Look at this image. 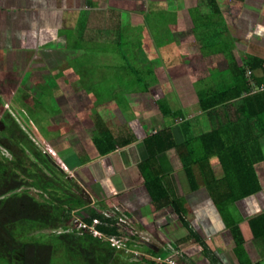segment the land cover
Listing matches in <instances>:
<instances>
[{"label": "crops", "instance_id": "obj_1", "mask_svg": "<svg viewBox=\"0 0 264 264\" xmlns=\"http://www.w3.org/2000/svg\"><path fill=\"white\" fill-rule=\"evenodd\" d=\"M218 1L215 21L227 27L222 37L229 50L205 55L194 34L202 18L200 0H0V109L26 132L22 122L31 126L42 148L69 168L91 203L81 215L124 217L145 234H165L183 245V264H242L231 231L237 226L244 262L264 264V236H255L250 224L264 214V162L255 166L262 189L221 209L206 188L191 190L175 150L158 155L166 182L185 200V215L173 206L157 210L140 170L150 158L149 138L168 129L181 138V125L197 118L203 126L198 86L214 72L229 71V51L239 65L244 55L264 59V44L258 38L253 51L249 39L263 4ZM255 33L264 40V26ZM179 46L190 58H182ZM95 67L132 76L126 81ZM254 73L263 74L261 68ZM261 146L264 152V137ZM215 162L220 179L223 168Z\"/></svg>", "mask_w": 264, "mask_h": 264}, {"label": "trees", "instance_id": "obj_2", "mask_svg": "<svg viewBox=\"0 0 264 264\" xmlns=\"http://www.w3.org/2000/svg\"><path fill=\"white\" fill-rule=\"evenodd\" d=\"M200 6L201 23L195 26L194 34L202 53L210 54L205 50L207 46L216 48V53L227 52V39L222 37L227 27L222 21H215V17L221 15L219 1L200 0ZM226 59L229 71L212 73L211 78L214 77L217 84L215 89L205 94L200 92V103L210 119V127L195 129L190 121H185L181 125V138L174 129H168L146 141L150 158L140 165V170L157 210L173 206L178 214L187 213L185 200L179 199L171 184L166 182L157 161L158 155L169 150L177 152L191 190L206 188L218 208L241 201L262 189L255 166L264 162L261 146L264 137V59L244 55L243 65H239L232 51L227 53ZM259 68L263 74H252L253 81L248 79L246 70L254 72ZM9 121L10 125H0V134L3 135L0 168L5 169L0 176V264H15L12 253L21 245L25 258L18 264H55V246L52 244L55 240L65 243L64 257L73 264H84L82 259L92 264L96 251L107 256L109 247L102 246L101 239L90 231L78 230L79 220L92 225L99 219L102 223L98 229L110 237L128 235L127 232L119 231L114 216L107 218L97 211L78 218L81 210L91 207L81 186L46 148H42L43 144L39 143V136L31 126L22 122L28 130L26 132L12 116ZM214 157L223 168L220 179L215 176L211 164ZM43 208L48 209L47 217ZM58 210L61 212H56ZM55 213H58L56 217ZM54 218L57 228L51 234L23 238L14 229L17 223L44 222L50 226ZM250 224L255 236H264V214L250 220ZM184 226L190 230L188 223ZM231 231L238 257L242 264H246L243 260L244 240L239 228L231 227ZM190 237L201 243L207 258L213 262L216 260L207 252V245L192 231ZM129 263L160 264L149 257Z\"/></svg>", "mask_w": 264, "mask_h": 264}, {"label": "rangeland", "instance_id": "obj_3", "mask_svg": "<svg viewBox=\"0 0 264 264\" xmlns=\"http://www.w3.org/2000/svg\"><path fill=\"white\" fill-rule=\"evenodd\" d=\"M224 1H226V0H223V2ZM255 1L256 2L253 5L259 7L261 4H263V10H264V0H255ZM259 1H260L261 4L259 3ZM199 11H202V9H199ZM257 11L258 12H257L256 18L258 17V19L255 20V21H257V24L256 25H253V28H254L253 29V33H252L251 37L249 38L251 40V42H253L252 43V46H251V49L254 48V43L255 42H258L259 40H260V42H262V44H261L262 47H263V44H264L263 38L261 36H259V34H256L255 33V32H258V29H260L261 27L264 26V15H262V13H261L262 11H259V10H257ZM260 18H262V19H260ZM242 32L243 31H241V28H240L238 30V33L241 35ZM258 38H259V40H258ZM244 39H246V37H244ZM205 48H206L205 50L206 51H209L210 54L216 53V51H217L216 48H213L211 46L210 47L207 46ZM178 51H180V53L182 55V58L184 60L187 59V58H190L187 54H185L186 53L185 52L186 51L185 46H182V47L179 46L178 47ZM245 51L247 52L248 49L245 48ZM253 51H255V50L253 49ZM177 56H179V55H177ZM141 61H143V60H141ZM223 65H224V62L221 64V66L223 67ZM140 67H141V70H145V68H147V65L143 62V63L140 64ZM222 67H221V69H222ZM95 71H96V73H101V74L103 73V74H106V75H108V73H109V75H111V76L112 75L115 76V74H116V75H118L119 78L120 77L121 78L124 77L126 81H130V79H131V77H129L127 75L129 72H126L125 73V71L124 72H120V71H116V70L112 71V69H108V68L101 70V69H98L96 67H95ZM245 73H246L248 79H250L251 81H253L252 80V74H255V73L251 69H247ZM216 74H218V73H216ZM130 75L132 76V74H130ZM214 80H215L214 77H212L211 79L208 78L203 83H201L200 84V87L198 86V92H199V94H200V92H202L203 94H205L206 92H209L210 90L215 89V86L217 84H216V82ZM107 81H108V79L105 80L106 83H107ZM109 93H111V92L109 91ZM172 107H174V104H172ZM9 114L10 113H8L7 110H5L3 112L2 109H0V125H2V123H6V125H10V121L9 120H10V117L12 115H9ZM12 117L15 118L14 116H12ZM197 119H195L194 121L192 120V124H193L194 127L199 126V122H198ZM200 121H202V120H200ZM203 121H204L203 122L204 123L203 124V127L209 128L210 127V119L208 117H205V119ZM2 141H3V135L0 134V144L2 143ZM1 152H5V151L3 149H1ZM6 153L7 152H5V154ZM214 159L215 160H213V159L211 160L212 161V165H213L214 161H216L215 163H217V161H219L217 158H214ZM61 166H62V164H61ZM219 170H220V168H218V171ZM4 172H5V169L0 168V176L3 175ZM35 194L36 193H34V195ZM85 200H88V199L85 197ZM56 212L59 213L61 211L58 210ZM43 213H44L45 217H47L48 216V209L47 208H43ZM57 214L55 213V217L57 216ZM78 218H84V215L83 214L81 215L80 213H78ZM55 220L56 219L54 218V220L52 221V224L50 226H47L44 222L38 223V224H36V223H17L16 225H14V229H15L16 233L19 236L23 237V238H25V237H27V238L28 237H32V235L33 236H39L41 233L51 234V233H53L52 230H54V228H57V223L56 222L54 223ZM81 230L82 231H85V229H82V228H81ZM57 231H58V229H57ZM76 232H79V231H76ZM85 232H87V231H85ZM94 237H96V236L94 235ZM145 237H147L148 239H150V242H148V241H142L141 240L139 242L141 244L140 247L134 249L133 246H130V248L132 250L134 249V250L146 251V254L150 255L149 258L155 259L160 264H164L162 262V260L165 262V264H167L166 263L167 261H169V262L172 261L173 257H171L170 255H173L174 256V254H175V257L174 258H175V260H178V263L179 264H183L182 261L183 262H188L187 261L188 258L186 256L185 257L187 259H185L182 256L179 257L178 256L179 254H176L175 252H173L172 248L170 247V246H173L174 248H176V251H180L182 253V251H183V248H182L183 245H181L177 241H169L168 240L169 237L166 236L165 234H163V239H162V237H161L160 234H155V233H154V235H151V234H147L146 233L145 234ZM96 238L99 239V237H96ZM52 244L55 246L54 253H53V255L55 257V264H73V261L72 260L71 261H68L64 257V255H65L64 250L66 248L64 242H62L60 240H55V241L52 242ZM101 245L104 246V247H106V246L109 247V251L110 252L108 253L107 256H105L104 253L101 254L99 251H96V253H94L96 255V256L94 255L95 260L93 259V263L92 264H130L129 262L132 261V260L139 261V260L142 259V257H147V256H144V255H137L134 252L132 253V250H128V248L125 249V250L122 249V248H118L117 246L111 244L110 242H105L102 239H101ZM194 247H195V249H199V251H201L199 245H194ZM114 248H115V250H114ZM149 248H151V251L149 250ZM157 252H159V253H157ZM12 256L14 258L13 259L14 260V263L15 264H18L20 261L23 260V258H25L24 257V247L21 245L20 247H18L15 250H13ZM159 258H161L162 260H159ZM82 262L85 264L86 260L85 259H82ZM86 264H90V263H87L86 262Z\"/></svg>", "mask_w": 264, "mask_h": 264}, {"label": "built area", "instance_id": "obj_4", "mask_svg": "<svg viewBox=\"0 0 264 264\" xmlns=\"http://www.w3.org/2000/svg\"><path fill=\"white\" fill-rule=\"evenodd\" d=\"M49 152L54 154V151L49 149ZM65 170L68 171V168L66 167ZM107 217H112L110 216V214H107ZM79 226H78V230L85 229V230H90L95 236L99 237L100 239L104 240L105 242H110L113 245L117 246L118 248H122V249H127L128 250H132L130 248V246H133L134 249L140 247V241H148L150 242V239H148L147 237H145V233L137 230L135 227H133L131 221H129L127 218L124 217H118L117 218V226L120 228L119 231L121 232H127L128 235H124V236H114V237H110L107 236L105 234H103L102 232H100L97 229V226L101 225V221L99 219H96L94 221L93 225H90L86 222H83L81 220H79ZM125 230V231H124ZM173 250V252H175L176 254H179L178 256L180 257L182 254L180 251H176V248H174L173 246H170ZM132 250V253H136L137 255H145V256H150L148 254H146V251H141V250ZM171 257H173L172 261H167V264H179L178 260H175V254L170 255ZM159 260H162L161 258H159ZM162 262L165 264V262L162 260Z\"/></svg>", "mask_w": 264, "mask_h": 264}, {"label": "clouds", "instance_id": "obj_5", "mask_svg": "<svg viewBox=\"0 0 264 264\" xmlns=\"http://www.w3.org/2000/svg\"><path fill=\"white\" fill-rule=\"evenodd\" d=\"M47 151H48V153H50L49 150H47ZM51 154H52V153H51ZM53 155H55V153H54ZM108 218H109V217H108ZM82 221H83V219H82ZM84 222H85V221H84ZM86 223H87V222H86ZM88 224H89V223H88ZM93 224H94V223H93ZM93 224H92V225H93ZM97 229H98V226H97ZM98 230H99V229H98ZM88 231H90V230H88ZM99 231H100V230H99ZM90 232H91V231H90ZM100 232H101V231H100ZM91 233H92V232H91ZM92 234H93V233H92ZM93 235H94V234H93ZM96 237H97V236H96ZM144 256H145V255H144ZM147 257H150V256H147Z\"/></svg>", "mask_w": 264, "mask_h": 264}]
</instances>
